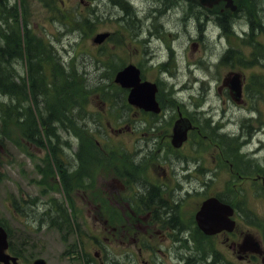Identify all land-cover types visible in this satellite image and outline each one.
Returning a JSON list of instances; mask_svg holds the SVG:
<instances>
[{"label": "rangeland", "instance_id": "obj_1", "mask_svg": "<svg viewBox=\"0 0 264 264\" xmlns=\"http://www.w3.org/2000/svg\"><path fill=\"white\" fill-rule=\"evenodd\" d=\"M90 1L92 0H85L84 2L80 0H4L6 4H17L18 18H20L21 22L19 24L20 27L26 26L30 33L33 34V39L45 41L48 44L51 43V46L56 51L58 60L68 69L73 65L84 78V84H78L79 90L83 95H81V99L79 98L82 101V106L77 107L72 112L70 111L69 113V109H67L74 103L71 98L67 104L66 102L52 103L45 108L41 103L39 105L40 112L35 107V104L32 106V108L34 107V113L37 115L36 120L39 122L42 140H44L42 146L27 138V132L25 127H23L25 126L24 124L16 122L13 117L2 123L0 119V219L4 220L10 229L13 246L21 254L22 264H32V260L37 257L43 258L45 264H84L82 254L85 255L97 248L89 244L90 242L86 239L85 233H83V230L86 231L85 224H90L91 220L85 206V197L90 187L82 189V187L75 185L70 188V192L67 191V198H74L75 209L79 215L77 217L78 226L79 228L81 227L80 231L82 230V234H78L76 226V232L74 233L67 224H61L60 229L57 230L54 223H50L47 214H43L44 212L38 214L43 210L44 202L47 200L53 202L54 197H57V199L62 198V190L64 191L59 183L62 173L58 172L56 165L52 162V160L54 161V159H51L52 155L47 160L46 154L49 156V150L47 149L50 144L49 136H52L55 141L57 140V137H54L56 134L59 138V145L62 146V151L58 149L55 154L53 153L56 162L58 163L60 158L65 161L69 160L70 164H74L76 160V165L71 167L70 177L82 179L87 176L93 179L92 184L99 190H104L103 186L106 187V183L114 184L111 179L112 175H110L114 171V166L122 167V164L127 165L128 163V168L130 169L134 166L133 154L135 150H138L139 147L143 150L146 145L144 143L146 139H142L143 135L141 134L142 131L147 130L145 128L146 122L140 119L138 124L134 121V109L128 106L125 96H122V99L120 97L121 100H118L119 103L113 107L112 112L104 104V100H108V98L103 96L105 92L117 94V89L122 90L113 81L114 70L107 66L109 61L114 62L116 66L118 64L122 66L127 62L137 61L140 57V60H143V44L140 42L139 27L134 33L132 29L129 31L126 29V33L122 34L123 36L119 39L113 40L109 38L102 48L101 44L92 42V38L97 33L110 31L114 34L118 32L117 30L124 32L125 28L118 25L116 21V16L121 14V12H118L120 6L118 3H114L113 0H107L106 2L104 0H94L96 4L94 5L95 15L98 19L91 17V19H94L92 20V25L86 27L83 20H71L69 14L75 16L76 13L84 14L89 12L87 9ZM132 1L136 5L133 9L139 10V12L142 8L157 11L163 7L162 4H153V0ZM178 9H180L178 12H173V14L175 13L173 19L177 20V24L168 23L170 30L161 33L166 35L168 39L180 34L181 45L178 44L177 37L171 40L169 44V46L174 44L179 48V53L174 57V66L180 71L173 80L169 77L165 79L166 76L165 74L163 75V86L164 82L171 85L170 87H168L169 85L165 86L164 96L168 100L164 99L161 93H158V97L162 101L170 102L172 107H176L177 104L183 102L180 105H184L190 110L197 109V104L211 105L213 103L218 107L216 109L218 115H222L223 112L226 114L225 117L227 119L224 122H227L228 113H231L227 107L230 97L225 92V85L222 84L223 77L229 70L237 71L242 74L243 79L246 81L253 71L258 72L260 70L263 76L257 87L261 90L249 91L246 105L247 107L252 106L256 111L253 124H259V122L261 124L262 133L260 138L262 139V151L264 152L263 59H255L254 64L256 65H251L253 61L249 57V46L245 45L240 40V37H237V39L231 37V44L235 45L231 55V69H229L228 60L219 62L215 68H209L208 65L199 63V53L201 52L193 46L194 37L197 33V21L193 17L195 11L187 6H178ZM139 14L142 16L141 13ZM257 15L264 30V4L262 7H258ZM180 16L183 17L182 21L176 18ZM77 18L82 17L78 16ZM233 20H235L236 24H245L246 22L245 17L242 15L234 16ZM263 30H258L254 37L256 39L258 36L259 42L264 44ZM118 35L120 34L118 33ZM22 40L24 45L23 37ZM140 49L141 56L139 57ZM144 49L146 52L148 51L147 48L144 47ZM212 50L214 49L212 48ZM151 54L153 53H149L148 58L151 59L154 56L152 63L147 64L145 61L143 64L145 65V74L153 79L160 76V71L154 65V60L158 59L157 51L155 50L154 55ZM44 57V65L47 69L51 70L54 67L58 70L55 56H51V53H49L48 55L44 54ZM181 59H184L181 62L182 64H192L191 69L187 66L182 67V64V66L179 65V60ZM26 65L27 59L23 54V60L15 64V75L17 73L18 75L27 76ZM205 72L210 77L205 75ZM194 75L203 80L208 78L210 80L209 85L201 82L188 83L190 77ZM172 81L180 83L182 90L183 87L194 85L193 93L198 90L201 94V96L196 98L197 104L193 106L190 104L185 105L187 103V94H192V92H177L175 89L173 90L172 87L174 88L175 86H173ZM65 82L67 81L65 80ZM260 83H263V86ZM106 89L112 92L105 91ZM74 93L77 94L76 90H74ZM2 99H4V96L0 94V100ZM121 104H125L128 107L124 105L123 109H120ZM241 107L243 106L236 108ZM181 108V110H184L183 106ZM246 111V108H243L242 113ZM40 113L50 117L49 123L56 127L57 133L54 132L55 134H52V130H49L52 132L47 131L48 127H46V132H44L45 127L41 125ZM202 113L191 112L190 115L199 124V119H201V122L204 119ZM58 115L63 119L61 124L53 122L58 120L56 119ZM234 115L239 117L237 110H234ZM175 117H171V114H168L160 129L168 127L172 131V124H174L172 122L177 121ZM206 124L202 126V135L200 133L195 134L185 145V149L181 154L180 152H170L173 159L175 156H179V158L185 156L188 162H195L197 154L201 153V162L204 164V176L208 169L217 163L214 157L219 156L220 165L218 169L214 170V173L209 171L211 178L208 185L204 187V193H192L189 198H203L222 190L226 192L229 190L230 193L231 166L229 167V164L224 160L222 149L218 145L219 140L211 138V128L208 125L206 126ZM226 129L227 132L230 131L231 124H228ZM2 134H4L3 137ZM152 137L155 138V136ZM228 138L230 137L228 136ZM158 139H160V136ZM100 141L104 145L100 144ZM147 141L150 142L151 140L147 139ZM142 150L138 151L141 152ZM150 157L153 158L151 155L141 154L137 165L138 169L130 170L139 171V174L143 173L142 166L146 167L148 163L153 161ZM77 165L78 167L76 168ZM231 193H235L233 186L231 187ZM12 198H16L18 202L23 203L22 210L19 212L11 204ZM26 212H28V215H26ZM100 235L103 236L101 233ZM102 239L104 243L105 240L104 238ZM130 247L132 248V246ZM108 254L118 261L117 264H131V259L127 260V253L116 248L115 245L108 246Z\"/></svg>", "mask_w": 264, "mask_h": 264}, {"label": "flooded vegetation", "instance_id": "obj_2", "mask_svg": "<svg viewBox=\"0 0 264 264\" xmlns=\"http://www.w3.org/2000/svg\"><path fill=\"white\" fill-rule=\"evenodd\" d=\"M179 10L164 9L170 16ZM154 11L155 13L152 9L147 10L149 18L153 16L156 19L161 10ZM197 15V33L193 45L201 52L200 58L205 57L211 68L228 60L231 69V11L222 6L207 8L198 5ZM171 17L172 25H176L177 20ZM176 18L183 20L182 16ZM152 19L150 21L154 20ZM150 21V26L139 27V36L143 39V46L147 48L148 53L154 55L155 50L157 51L158 59L154 60V63L160 71V76L151 79L145 74V67L139 68L141 80H149L157 85L156 100L159 111L144 110L128 104L134 109V121L139 124L140 119L144 120L147 129L141 133L142 139H146V145L143 150L137 147L142 151L135 150L134 166L130 169H138L141 154L153 156L150 157L153 161L146 167L142 166L143 173L140 174L139 171L130 170L128 163L122 164V167L114 166V171L110 174L114 184L106 183L104 190L95 188L93 179L87 176L82 179L70 177L71 167L76 163L68 162L64 165L60 162V168L57 170L63 173L61 181L67 186L64 191V204H51L46 201L39 213L45 212L49 207L55 211L60 204L66 215L79 217L74 198H67V191L70 192V188L75 185L82 189L90 187L85 197V206L91 225L86 223V231L83 230V233L89 244L97 248L88 252L87 258H83L85 264H117L118 261L108 254V246L113 245L127 253V260L131 259V264H264V152L260 138L262 132L260 122L253 124L256 111L255 114H250V111L242 113V108H236L247 100L244 97V84L239 101L231 99L225 86L231 103V106L228 105L231 112V129L223 133L231 138L227 140L230 148H226L223 139L220 141V137L211 130V138L219 140L218 145L222 149L224 160L231 166V187H234L235 193H231L229 198H212L216 199L218 204L213 208L208 207L207 211H212L214 217L206 215L197 218L203 202L210 199L206 197L218 192L203 198H189V195L204 193V187L211 178L209 171L214 173L220 165L219 156L214 157L217 163L208 169L205 176L201 153L197 154L195 162H188L185 156L184 159L175 156V160L171 156L170 152L181 154L195 134L202 135L204 119L202 122L199 119L198 124L190 115L192 110L180 105L183 102L172 107V104L166 101L168 99L164 96L165 86L169 84L164 82L163 86V75L165 74V79L169 77L173 80L180 71L174 66V57L179 53V48L169 44L177 37V42L181 45L180 34L168 39L161 33L170 30L168 23L153 24ZM217 27L221 29L220 32H217ZM248 38L256 41L253 34ZM259 46L263 47L262 44ZM195 80L196 77L191 76L188 83H196ZM172 83L175 87H182L180 83ZM120 92L122 96H126L127 91L124 88ZM158 93L166 100H160ZM193 95L195 94L187 95L185 105L195 103ZM124 105L121 104L120 109H123ZM182 106L184 110H181ZM234 110L238 111L239 117L234 115ZM168 114H171V117L176 116L175 119L181 114L192 124L186 140L178 148L170 143V129H160ZM159 136L160 139L157 140ZM235 138L237 140H234ZM147 139L151 141L148 142ZM237 142L238 145H235ZM81 232L82 230L80 234ZM101 237L104 238V243Z\"/></svg>", "mask_w": 264, "mask_h": 264}, {"label": "trees", "instance_id": "obj_3", "mask_svg": "<svg viewBox=\"0 0 264 264\" xmlns=\"http://www.w3.org/2000/svg\"><path fill=\"white\" fill-rule=\"evenodd\" d=\"M113 1L120 6L118 12L124 14L121 16L123 24L132 29L133 32L137 31V27H143L144 23L145 27L150 26L148 23L153 16L149 18L146 13L143 16H139V13L143 14L144 10H141L140 12L134 10L127 0ZM236 2L238 7L233 14L245 17L250 32H257L260 29L263 30V25L257 12L258 7L263 6L264 0H236ZM157 3L162 4L163 7L158 9L159 11L161 10L159 16H157L156 19L153 18V21H150L153 24L158 22L161 24L163 22L172 24L170 21L172 20L171 16L175 13L171 14V16L170 14H167L166 11H164L166 6H168L167 9L178 8V6H187L195 11V14H193L194 19L196 21L198 19L197 8L192 0H153V4ZM152 11L155 13L153 9ZM95 14L96 10L92 9L90 11V17L97 19L98 17ZM221 17H223V15H221ZM94 19L84 16L82 20L86 23H90V21ZM240 29H243V27L241 26ZM244 33L247 34V31H244ZM32 36L33 35L29 32L26 26H24V31L21 33L17 5L14 3L6 4L4 0H0V94L4 96V99L0 100L1 123L7 122L8 119L13 117L16 122L25 125L23 127H25L27 136L31 138V140L42 144L43 140L39 131V122L36 120L37 115L34 113V107L32 108V106L35 104V107L40 112L39 105H41V103L45 108L52 103L66 102L67 104L71 98V101H74V103L67 109H69V113L70 111L72 112L77 107L79 108L82 106V101L79 100L82 93L79 90L80 87H78V84L83 85L84 78L73 65L68 69L58 60L53 46L47 45L46 42L42 43L38 39H33ZM22 37L24 39V45ZM49 53H51V56H55L56 67L58 66V70L54 67L49 70L44 65V54L48 55ZM23 54L27 59V76L23 74L18 75L17 73L15 75V64L16 62L23 60ZM254 55L258 59H263L264 61V48L258 46ZM108 67L111 69L112 65H109ZM50 71L52 78L49 75ZM64 79L67 82L64 83ZM70 85L74 86L73 90H69L70 88L68 86ZM74 90H76L78 95L74 93ZM40 118L41 125L45 127L44 132H46V127H48L47 131L52 130L53 132H49H52V134L57 133L58 130L56 127L49 123L50 117L45 119L40 116ZM56 119L58 120L53 122L61 124L63 121L60 115H58ZM204 123H207L206 126L208 125L214 133L216 131L218 132V130L214 129L215 127L211 126L210 122L208 123L207 120H204ZM3 135L4 134H2V137ZM54 137H57V140L54 141L52 136H49V143L52 150L59 149L62 151V146L59 145L60 143L58 142V136L55 134ZM220 138L223 139L225 147L230 148L229 143L227 142L229 139L224 135L220 136ZM234 140L237 139L235 138ZM235 145H238V142L235 143ZM57 208L58 209L55 211H53L52 207L46 208V211L43 214L49 216V221L52 224H68V215L64 212L62 205L59 204Z\"/></svg>", "mask_w": 264, "mask_h": 264}, {"label": "water", "instance_id": "obj_4", "mask_svg": "<svg viewBox=\"0 0 264 264\" xmlns=\"http://www.w3.org/2000/svg\"><path fill=\"white\" fill-rule=\"evenodd\" d=\"M202 5L206 6H212L213 4L217 3L220 0H198ZM226 2V6L231 7V9H235V4L232 0H224ZM107 35V33H99L94 37L95 42H101L103 38ZM116 81L122 83L125 86H133L131 89L128 100L131 103H137L139 106H142L146 109H154L155 104L154 103V88L152 85L147 83L139 84V76H138V69L129 64L125 66L123 69L119 70L116 74ZM233 81V80H232ZM146 87V89H145ZM142 88V94L139 93V90ZM236 93L239 91V85L234 89ZM180 120H178L174 126L173 134H172V143L175 146H178L181 144V142L185 139L186 136V130L189 127V125H178ZM178 125V127H177ZM7 247V241H6V233L4 229L0 226V261L3 264H10V261L13 264H17L15 261V257H12L5 253V249ZM35 264H43L42 261L37 260L35 261Z\"/></svg>", "mask_w": 264, "mask_h": 264}, {"label": "bare ground", "instance_id": "obj_5", "mask_svg": "<svg viewBox=\"0 0 264 264\" xmlns=\"http://www.w3.org/2000/svg\"><path fill=\"white\" fill-rule=\"evenodd\" d=\"M182 60H184V59H181V60H179V62L181 63L182 62ZM182 64V63H181ZM183 66H189L190 65V63H187V64H182ZM70 89L69 90H73V86L72 85H70V86H68ZM109 102L111 103V104H116V100L114 99V98H112V97H110L109 98ZM191 112H196V111H194V110H192ZM190 112V113H191ZM40 116H42L43 118H45V119H48L49 118V116L48 115H46V114H42V113H40L39 114ZM203 117V116H202ZM204 118V117H203ZM205 124V123H204ZM211 124V126H213V127H215L214 129H216V130H218V132L216 131L215 132V134L216 135H218V136H223L224 135V133L220 130V129H218L217 127V125H215L214 123H210Z\"/></svg>", "mask_w": 264, "mask_h": 264}]
</instances>
